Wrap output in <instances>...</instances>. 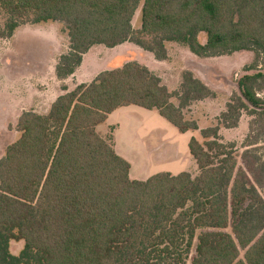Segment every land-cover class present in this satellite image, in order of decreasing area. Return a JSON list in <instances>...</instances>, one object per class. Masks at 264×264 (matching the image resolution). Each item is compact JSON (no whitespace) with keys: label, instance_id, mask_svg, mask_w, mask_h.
Returning <instances> with one entry per match:
<instances>
[{"label":"trees","instance_id":"1","mask_svg":"<svg viewBox=\"0 0 264 264\" xmlns=\"http://www.w3.org/2000/svg\"><path fill=\"white\" fill-rule=\"evenodd\" d=\"M0 11V39L23 24L62 23L59 80L99 44L129 41L159 60L167 42L199 57L251 51L256 70L239 77L218 124L235 127L248 112L260 126L237 154L217 124L199 128L182 110L213 89L183 70L175 105L137 61L65 90L44 113L22 111L0 157V264H264V0H0ZM131 104L156 109L179 132L199 130L202 141L187 144L197 175L129 177L130 163L96 126ZM11 240L23 241L17 254Z\"/></svg>","mask_w":264,"mask_h":264},{"label":"rangeland","instance_id":"2","mask_svg":"<svg viewBox=\"0 0 264 264\" xmlns=\"http://www.w3.org/2000/svg\"><path fill=\"white\" fill-rule=\"evenodd\" d=\"M139 5L132 17L133 28L140 26ZM4 15L0 11V26ZM205 41V35L199 34ZM68 40L60 22L23 24L9 38L0 39V157L7 144L19 136L15 129L17 117L22 111L44 113L53 99L75 85L91 81L105 69L137 61L147 66L167 89L173 93L172 102L179 104L178 90L181 72L190 70L214 90V97L192 101L182 108L185 118L196 120L199 128L218 125L221 141L230 143L237 154L243 150L246 140L260 131L252 124L257 118L242 112L238 124L225 128L218 124V117L225 110L232 93H237V80L245 73H253L251 51H234L229 54L199 57L186 47L167 42V59L159 60L151 52L125 41L115 47L94 45L83 55L80 65L65 79H57L54 65L58 56L67 50ZM264 98V90L258 93ZM99 134L114 143L115 151L130 163L131 179L167 171L177 174L186 171L195 176L199 170L188 151L191 136L202 141L199 130L179 132L174 125L159 115L156 109L137 105L120 106L108 114L106 120L96 126ZM260 139L264 135L259 134ZM264 146V142L258 143ZM239 161V158H237ZM23 241H10L9 249L17 254ZM189 263V261H188Z\"/></svg>","mask_w":264,"mask_h":264},{"label":"crops","instance_id":"3","mask_svg":"<svg viewBox=\"0 0 264 264\" xmlns=\"http://www.w3.org/2000/svg\"><path fill=\"white\" fill-rule=\"evenodd\" d=\"M116 46H117V45H116ZM114 47H115V46H114ZM90 48H91V47H90ZM88 50H89V49H88ZM85 53H86V52H85ZM85 53H84V54H85ZM84 54H83V55H84ZM83 55H82V58H83ZM81 61H82V60H81ZM194 137H195V136H194ZM113 146H114V143H113ZM114 148H115V147H114Z\"/></svg>","mask_w":264,"mask_h":264}]
</instances>
